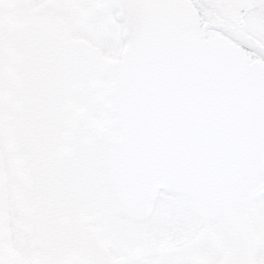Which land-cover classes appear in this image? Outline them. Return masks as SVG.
I'll list each match as a JSON object with an SVG mask.
<instances>
[{"label": "snow or ice", "instance_id": "1", "mask_svg": "<svg viewBox=\"0 0 264 264\" xmlns=\"http://www.w3.org/2000/svg\"><path fill=\"white\" fill-rule=\"evenodd\" d=\"M0 264H264V0H0Z\"/></svg>", "mask_w": 264, "mask_h": 264}]
</instances>
